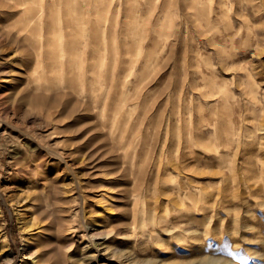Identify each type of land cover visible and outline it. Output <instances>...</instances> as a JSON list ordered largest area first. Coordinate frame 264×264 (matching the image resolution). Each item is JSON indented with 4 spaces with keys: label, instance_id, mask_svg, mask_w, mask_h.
<instances>
[{
    "label": "rangeland",
    "instance_id": "rangeland-1",
    "mask_svg": "<svg viewBox=\"0 0 264 264\" xmlns=\"http://www.w3.org/2000/svg\"><path fill=\"white\" fill-rule=\"evenodd\" d=\"M31 1L0 0V264H264V0Z\"/></svg>",
    "mask_w": 264,
    "mask_h": 264
},
{
    "label": "bare ground",
    "instance_id": "bare-ground-1",
    "mask_svg": "<svg viewBox=\"0 0 264 264\" xmlns=\"http://www.w3.org/2000/svg\"><path fill=\"white\" fill-rule=\"evenodd\" d=\"M18 1V0H17ZM16 0H15V2H17ZM22 1H24V0H22ZM31 1V0H30ZM58 1V0H57ZM60 1V0H59ZM65 1H70V0H65ZM14 2V3H15ZM20 2H21V0H20ZM32 2V1H31ZM41 2V1H40ZM56 2V1H55ZM54 2V4L56 5V3H59V2H56L55 3ZM62 1H60V3H61ZM77 3H79V1H76ZM13 3V4H14ZM19 3V2H18ZM51 3H53V1L51 2ZM25 5V4H24ZM52 6H50V7H52V9H53V7H54V5L53 4H51ZM65 5V4H64ZM64 5H63V7H64ZM68 5V4H67ZM71 5H73V4H71ZM14 6V5H13ZM17 6V5H16ZM15 6V7H16ZM46 6V5H45ZM69 6H70V4H69ZM68 6V7H69ZM73 6H75L76 8H77V10L78 9H80V6L78 5V4H74ZM8 7H9V5H8ZM14 7V8H15ZM42 7H43V5H42ZM49 7V8H50ZM24 8H25V6H24ZM75 8V9H76ZM86 8H88V6H86ZM86 8H85V10H86ZM36 9V8H35ZM38 9H39V7H38ZM44 9H45V7H44ZM34 10V9H33ZM33 10H30V12L31 11H33ZM37 10V9H36ZM35 10V11H36ZM55 10V9H54ZM71 10H74V9H71L70 8V11ZM82 10V9H81ZM84 10V11H85ZM23 12V11H22ZM72 13H73V11H71ZM77 12H79V10L77 11ZM101 12V11H100ZM94 13V12H93ZM25 14H26V12H25ZM32 14V13H31ZM67 14V13H66ZM95 14V13H94ZM96 14L99 16V17H101L100 15L101 14H98L97 12H96ZM95 14V15H96ZM68 15V14H67ZM23 16V15H22ZM25 16V15H24ZM71 16V15H70ZM94 16V15H93ZM49 17V16H48ZM98 17V18H99ZM65 18V17H64ZM22 19H23V17H22ZM41 19H43L42 18V14H41V10H39V11H37L36 13H34L33 14V16L32 17H30V21L32 20V22H40L41 23ZM102 19V18H101ZM23 20H25V19H23ZM22 20V21H23ZM81 20V19H80ZM68 21V20H67ZM70 21V20H69ZM68 21V22H69ZM86 21V20H85ZM24 22V21H23ZM46 22V21H45ZM48 22V21H47ZM56 22V21H55ZM77 22V21H76ZM75 22V23H76ZM79 22V21H78ZM29 23V22H28ZM27 23V24H28ZM66 23V22H65ZM70 23H72V22H70ZM21 24V23H20ZM25 24V23H24ZM23 24V25H24ZM34 24V23H33ZM69 24V23H68ZM68 24L66 25V26H68ZM17 25H19V24H17ZM26 25V24H25ZM39 25V24H38ZM80 25V24H79ZM32 26V25H31ZM36 26V25H35ZM54 26V25H53ZM65 26V27H66ZM74 26V25H73ZM72 26V27H73ZM29 27V26H28ZM80 27V26H79ZM22 28V27H21ZM23 28H25V27H23ZM32 28V27H31ZM30 28V29H31ZM39 28H40V26H39ZM54 28V27H53ZM68 28V27H67ZM75 28V27H74ZM33 29V28H32ZM46 29H48V31L50 30L49 28H47L46 27ZM17 30V29H16ZM19 30H22V29H20L19 28ZM70 30H73V28L72 29H70ZM101 30H104V29H101ZM25 31H26V29H25ZM33 31V30H32ZM35 31H37V30H35ZM39 31V30H38ZM75 31H76V29H75ZM16 32V31H15ZM27 32V31H26ZM44 32V31H43ZM47 32V31H46ZM45 32V33H46ZM55 32V31H54ZM24 33V32H23ZM29 33V32H28ZM70 33V32H69ZM106 33V32H105ZM25 34H27V33H25ZM25 34H22V36L23 35H25ZM48 33H46V35H47ZM51 35H52V33H51ZM50 36V35H49ZM49 36H47L46 38H48L49 39ZM20 37H21V35H20ZM20 37H17V39L18 38H20ZM30 37V36H29ZM45 37V36H44ZM43 37V38H44ZM85 37V36H84ZM28 38V37H27ZM102 38V37H101ZM101 38H100V40H101ZM45 39V38H44ZM47 39V40H48ZM40 40V39H39ZM33 41H34V39H33ZM38 41V40H37ZM46 41V39L44 40V42ZM36 42V41H35ZM90 42V41H89ZM103 42H105V41H103ZM91 43V42H90ZM40 44V43H39ZM39 44L37 45V47L39 46ZM100 45L102 44L101 43V41H100V43H99ZM106 44V43H105ZM86 45H89L90 46V44H86ZM29 46H31V45H29ZM103 46V45H102ZM105 46V45H104ZM40 47H41V44H40ZM40 47H38V48H40ZM73 47V46H72ZM98 47V46H97ZM101 47V46H100ZM99 47V48H100ZM106 47V46H105ZM30 48V47H29ZM71 47H69V51L70 50H72V49H70ZM75 48H77V47H75ZM31 49V48H30ZM32 49H34V47L32 48ZM37 49V48H36ZM42 50V49H41ZM46 50V49H45ZM47 50H49V49H47ZM46 50V52H48ZM85 50H86V48H85ZM99 50V49H98ZM33 51V50H32ZM39 51H40V49H38V51H37V53H39ZM75 51V50H74ZM73 51V52H74ZM76 52H77V49H76ZM80 52V51H79ZM40 53H41V51H40ZM70 53V52H69ZM88 53V52H87ZM96 53H97V51H96ZM90 53H88V55H89ZM87 55V54H86ZM88 55H87V57H88ZM91 55V54H90ZM89 55V56H90ZM97 55V54H96ZM46 56H49V55H46ZM86 57V58H87ZM46 58V57H45ZM54 58V57H53ZM49 59H51L52 60V57L51 58H49ZM96 59V58H95ZM99 59V58H98ZM97 59V60H98ZM50 60V61H51ZM54 60V59H53ZM45 62V61H44ZM50 63V62H49ZM52 63V62H51ZM44 64V63H43ZM50 65V64H49ZM48 65V66H49ZM88 66V65H87ZM88 69V68H87ZM86 69V70H87ZM88 70H90V69H88ZM86 71L87 73H89V71ZM81 74H82V71H81ZM89 76V75H88ZM83 77V76H82ZM90 77V76H89ZM86 81H88V78H87V80ZM82 84V83H81ZM3 132V131H2ZM228 137V136H227ZM40 179H41V176L37 173V174H31L30 175V178H29V180H27V181H24L23 182V180H20V181H17V183L18 184H21V187L22 188H24L23 189V191H22V195H23V197L25 198V200H26V202L27 203H29V204H31V208H30V211H31V213L32 214H35V215H37L38 216V218L39 219H41L42 218V216H43V212H48V211H52V206H51V201L49 200L50 199V197L44 192V189L42 188V185H41V182H40ZM78 189L80 188V185L78 184V182H76V185H75ZM77 196H78V200H77V203H78V207H77V210H76V212H75V214L77 215V219H78V223H76V222H74L73 221V223H68L67 222V225H66V235H68L69 233H74V232H76V231H78V227H80L81 225H83V229H82V231H78V232H82L81 233V235H86L87 234V232H86V230H87V227H88V224L86 223V220H85V218H84V216H83V213H84V211H83V209H84V203H85V197H84V195H82L80 192H78L77 193ZM76 208V207H75ZM51 209V210H50ZM74 209V208H73ZM69 221H71V219L69 220ZM40 231V230H39ZM35 238V237H34ZM33 238V239H34ZM32 244V243H31ZM36 246H38V245H36ZM71 254V253H70ZM72 256V255H71ZM70 258V257H69ZM73 261V260H72ZM67 262V261H66ZM70 263H73V262H70ZM27 264H47L46 263V260H43V257H41V255H40V252L38 251V248H37V251H34L33 252V254H32V257H31V259H30V261L27 263ZM66 264V263H65Z\"/></svg>",
    "mask_w": 264,
    "mask_h": 264
}]
</instances>
